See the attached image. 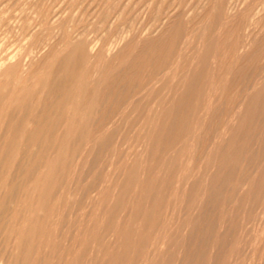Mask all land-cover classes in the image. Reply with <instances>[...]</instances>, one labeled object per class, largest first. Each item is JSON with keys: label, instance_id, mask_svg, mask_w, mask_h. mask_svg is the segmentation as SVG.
<instances>
[{"label": "rangeland", "instance_id": "rangeland-1", "mask_svg": "<svg viewBox=\"0 0 264 264\" xmlns=\"http://www.w3.org/2000/svg\"><path fill=\"white\" fill-rule=\"evenodd\" d=\"M45 8L60 13L58 26L42 19ZM0 10V64L43 43L32 83L71 49L63 29L87 30L97 52L75 95L91 142L72 166L53 153L41 168L31 207L16 204L20 234L5 242L0 226V264L28 254L31 264H264V0H0ZM139 55V92L98 132L116 102H100V90ZM0 182L1 200L11 183Z\"/></svg>", "mask_w": 264, "mask_h": 264}, {"label": "bare ground", "instance_id": "bare-ground-1", "mask_svg": "<svg viewBox=\"0 0 264 264\" xmlns=\"http://www.w3.org/2000/svg\"><path fill=\"white\" fill-rule=\"evenodd\" d=\"M19 3H20V1H19ZM50 7H52V6H50ZM34 8H35V4H34ZM115 9H116V7H115ZM45 10H46V8H45ZM0 11H2V10H0ZM20 11H19V13H20ZM55 11L50 10V8H49V10L47 9L46 11H44L42 13L44 15V17H45V18L43 17L42 19L47 20L49 16H50V18L52 16V20H51L52 24L54 23V24H56L58 26L61 23L60 16H59L60 13H58L57 11L55 12ZM172 14L173 13H171V15ZM122 15H121V17H122ZM197 16H198V14H197ZM198 17H200V16H198ZM105 18H107V19H105V24H106V23L109 22L108 19H110V18H108V17H105ZM111 19H112V17H111ZM93 20H95V19H93ZM115 20H114V22H115ZM79 22H81V21H79ZM114 22H110V23L113 24ZM28 23H29V21H28ZM30 25H32V23ZM30 25L28 26V25L24 24L22 26V30L23 31L31 30V26ZM41 25H42V23H41ZM92 25H93V23H92ZM107 25H109V24H107ZM114 25H115V23H114ZM77 26H78V24H77ZM101 26H103V25H101ZM65 27H67V26H65ZM69 29H71V31L68 30V29H66V30L63 29L64 31H62V29H61V31L63 32L62 33L63 34L62 35L63 36L62 42L63 41H67L70 44H72V47L61 58H59V59L54 58V60H53V62H54L53 69L51 71H49L47 74L43 73L44 76H45V79L44 78H40V79L37 78L34 81V83H32L33 80L31 81V79L35 77V76H32V74H33L32 71L34 69L32 67L40 64L38 62H41V56H39L38 54L41 52L40 50L42 49L41 47L43 46V43L39 44V42H38L36 45L33 44L34 46L31 47L29 50H27L26 54H21L18 57H15V58H5V56H4L5 59H3V60L1 59L2 63L0 64V74L2 73V75H5L6 77H5V79L3 81L0 82V181H4L6 183H9V182L11 183L10 187L8 185L9 192L8 193L6 192V195H2L4 197L0 200V226L8 227L6 229V231H3V232H5V234L9 232L8 235L5 236V242L11 241V239L13 238V235H15V233H16V235H17V233L20 234V232H18V230H17V232H15L14 227H13V226H15L14 223L18 220V218L20 219V215H18L17 212H19L20 210H23L21 212L24 213V211L28 210L31 207V205L29 203L30 199L28 198V194L29 193L31 194L30 191H32L33 189H36V187L39 185V182L41 181V177H38L37 175H38V173L40 174L41 171H44L43 167L46 166V163L48 162L49 158L53 157L51 155L53 153L58 154V158L60 157V159L62 160L61 163L63 164L64 169H66L67 167L72 166V162H75V160L77 158L79 159V161L82 159V157H81V156H83V154H82L83 149L82 148H85V145L87 147V144H85V143L88 142V144H89L91 142V139H92L91 136H88V139L86 138V134H87V132H89L88 127H87L89 124L84 123L83 121L82 122L79 121V117H80L79 114L81 113L80 110H79V106L81 104H76L75 95L78 94V92H77L78 90L80 91L79 78L81 79V74H82V71H83V65L87 61H90V60L92 61V59H94V57L97 54L96 45L94 44L95 41L93 42V41L88 39L87 33H86L87 30L82 31L83 29H81L80 31H82V32H77V29L75 27H70ZM88 29H90V28H88ZM120 37H122V36H120ZM122 38H124V37H122ZM26 39H29V38H26ZM44 40H46V37H45ZM115 40H116V42H115ZM115 40H114V43L112 42L114 44L113 49L115 48V43L117 44V37H116ZM248 40H249V37H248ZM120 43L121 42H120V39H119L118 44H120ZM118 44H117V46H118ZM108 46H110V45H108ZM157 46H156V48H154V50L151 49V50L155 51L154 52L155 54H156V51H160V48L158 50H156ZM58 48H60V47H58ZM105 48H107L106 49L107 52L110 51V49H108V47H105ZM47 49H48V47H47ZM148 49H145L144 53ZM38 50L40 51L39 53L37 52ZM100 50H102V49H100ZM104 51H103V53H104ZM52 52L53 51L51 50V53ZM150 52H152V51H149V54H150ZM51 53L48 56H45L44 58L46 59L47 57L50 58L51 56H53V55H51ZM99 53H100V51H99ZM110 53H112V52H110ZM159 53H158V55H159ZM142 55H139L137 57L138 59L135 58V60L137 59L135 63L133 62V63H131V65H129V64H126V66L124 65V67H122L119 72L117 71L118 72L117 74H115V72H114V75H111V77L108 78V80L105 82L104 87L102 88V90H100V94H99V96H101L100 102H105L104 99L105 100L106 99L107 100L110 99L109 101H111L113 96L115 97V98L113 97V99L114 100L116 99V102H114L112 100L113 101V106H111L109 104L110 107H108V108L106 107L107 109L104 107L105 104L102 105L104 107V111L103 112H102L101 108L100 109L98 108L99 111L101 110L100 112H102L101 114L100 113H98V114H100V116L102 114L103 115L101 116L99 121H98V118H96V117H98V115L96 114L94 116L96 119H93V120H96L98 122L95 125L96 128H93L94 126L92 125L93 129H96L97 131L99 130L98 132H100L101 129H103V128L107 127V126H109V127L111 126V128H112V124L110 125V123H113L114 121H109L106 118H108L110 116L112 118V115L115 114L116 111H118V109H120L119 105H121V103H125L127 101L130 102L131 101L130 100L131 96L133 97L134 95L137 94V91H138L137 85H138V83L136 82V80H137V77L139 75V70L141 69L143 62L146 61V60H144V58L146 57V59H147V56L144 55L145 57L143 58ZM151 55H152V53H151ZM162 55L163 54H161V56ZM103 56H99V57L103 58ZM151 58H152V60L154 59L153 57H150V59ZM150 59H148V60H150ZM95 60H96V58H95ZM101 60L102 59H100V61ZM138 60H139V62H138ZM154 61H155V59H154ZM163 61H165V60H163ZM159 62H160V60H159ZM102 63L100 65H102ZM140 63H141V65H140ZM149 64H152V61H151V63L149 62ZM103 65H104V63H103ZM159 65H160V63H159ZM114 66H115V64H114ZM150 66L151 65H149V69H151ZM86 68L88 69V67H86ZM95 68H96V66L94 67V70L96 71L98 68H96V69ZM106 68H107V66H106ZM109 69H110V67H109ZM94 70H93V72H94ZM99 71H100V69H99ZM145 71H147V70H144V72ZM84 73L86 74L85 71H84ZM97 74L98 73H95L94 75H97ZM106 74H107V72H106ZM109 74H107V75H109ZM102 75H103V73H102ZM107 75H106V78H107ZM90 76H92V78L96 77V76L93 77L92 74H90ZM40 77H42V76H40ZM89 77L87 78V80L89 79ZM104 77H103V79H104ZM144 78H145V76H144ZM149 78H151V77H149ZM101 81H105V79L101 80ZM142 81H144V80H142ZM81 82L82 81H80V83ZM83 82H82V85H83ZM96 82H97V80L96 81H93V80L88 81L86 86L87 87L89 86V88H91L90 86H93ZM138 82H139V80H138ZM145 82L146 81H144V83H141V84H145ZM103 84H104V82H103ZM100 85H101V82H100ZM76 88H78V89H76ZM88 91H89V89H88ZM96 92H95V94H97ZM140 93H138V94H140ZM86 94L88 95V93H86ZM87 95H85V96H87ZM89 96H87V97L89 98ZM87 97H85V98L87 99ZM93 98H92V101H93ZM79 99H80V97H79ZM86 99L84 101H86ZM98 102H99V100H98ZM85 105H86V103H85ZM124 105L127 107V104H124ZM84 106H82V107H84ZM95 112H98L97 107H96V111ZM80 115H82V113ZM87 117H88V115H87ZM87 117L86 116H85V118L83 117L84 121H85V119ZM96 121H94V122H96ZM97 131H95V132H97ZM107 131L110 132L109 130H107ZM104 132H105V130H104ZM104 132H102V133H104ZM102 133H99V134H102ZM90 135H91V133H90ZM92 137H94V136H92ZM120 141L121 140L119 139V143H120ZM95 142H96V140H95ZM65 144H69V145L74 144V146L72 145V148L70 146H68V149L71 148L70 150H72L71 152L69 151V153L71 154L69 156H71V157L68 156V153H62V150L64 149V145ZM82 144L83 145L85 144V145L83 146ZM90 147H91V145H90ZM84 151L86 152V151H88V149H85ZM54 157L56 158L57 155L54 156ZM54 157H53V159H55ZM51 158H50V161L52 162L53 159L51 160ZM51 162H49V163H51ZM14 167L15 168L18 167L17 170L14 171V172L19 173L21 176H19L18 179L15 178L17 180L12 181L11 177H10V174L12 173L11 171L13 170ZM41 168H42V170H41ZM17 173H16V175H17ZM35 175L37 177H34ZM49 175H50V173H49ZM15 177H17V176H15ZM104 182H105V180H104ZM1 183L2 182H0V184ZM30 184H33V188H32V186H29ZM57 187L58 186L52 187V192L57 190ZM0 190H1V188H0ZM100 192H101V190H100ZM2 194H5V193L2 192ZM84 194H87V193H84ZM59 195H60V193H59ZM19 199H20V203H21V205H20L21 209L19 211H17L15 208H16L17 201H19ZM79 204H81V203H79ZM79 204H77V205H79ZM34 207H35V205H34ZM32 211H34V210H32ZM23 213H21V214H23ZM33 216L31 214V217H33ZM27 224H29V223H27ZM0 231H1V228H0ZM17 237H19V236H17ZM25 238H27V237L26 236L23 237L24 241H25ZM155 240H156V238H155ZM155 242L156 241H154V243ZM163 242H164V240H163ZM40 251H41V249H40ZM25 252H27V251H25ZM72 253H74V252H72ZM22 257H21V259H22V262L24 264H31L30 260H32V258H30L29 254L27 256H22ZM39 257H40V255H39ZM263 257H264V255H263ZM6 259H7V257H6Z\"/></svg>", "mask_w": 264, "mask_h": 264}]
</instances>
